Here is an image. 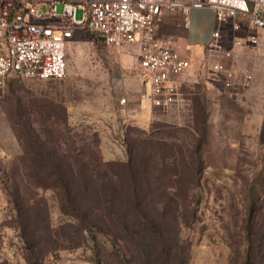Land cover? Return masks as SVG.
Segmentation results:
<instances>
[{
	"label": "rangeland",
	"instance_id": "374dc122",
	"mask_svg": "<svg viewBox=\"0 0 264 264\" xmlns=\"http://www.w3.org/2000/svg\"><path fill=\"white\" fill-rule=\"evenodd\" d=\"M244 36L227 28L190 59L169 109L143 98L132 52L88 29H74L64 79H13L0 94V264H264V34L233 43Z\"/></svg>",
	"mask_w": 264,
	"mask_h": 264
},
{
	"label": "built area",
	"instance_id": "2783aa9c",
	"mask_svg": "<svg viewBox=\"0 0 264 264\" xmlns=\"http://www.w3.org/2000/svg\"><path fill=\"white\" fill-rule=\"evenodd\" d=\"M41 3H47L49 10ZM59 3L64 4L62 15L57 11ZM196 6L213 9L221 25L247 16V24H232L234 33L245 35L234 38L235 45H256L264 33V0H0V94L10 78L64 79L67 46L77 26L88 27L109 46L132 52L138 60L143 98L154 108L174 107L184 101L179 79L191 61L173 37L159 36V28L166 13H181L185 25ZM76 7L83 10L81 22L76 20ZM221 40V31H215L209 49H217ZM230 57V51L223 52L224 59ZM213 69L228 71L230 81L234 76L222 61Z\"/></svg>",
	"mask_w": 264,
	"mask_h": 264
},
{
	"label": "crops",
	"instance_id": "0c3cea01",
	"mask_svg": "<svg viewBox=\"0 0 264 264\" xmlns=\"http://www.w3.org/2000/svg\"><path fill=\"white\" fill-rule=\"evenodd\" d=\"M182 1L193 2L195 0ZM182 19L181 13H166L162 24L170 27V31L174 33V36L171 37H173L176 46L179 48L181 54L189 59L195 58L196 54L200 53L203 49L209 48L215 31H221L223 37L225 29L230 28L232 30L233 23L240 22L247 24L248 22V17L241 15L230 21L227 25H221L216 21L215 11L209 7L202 6L193 7L190 10L185 25L181 24L180 21ZM178 28H182V31L180 32ZM137 86L143 89L138 79ZM146 102L149 103L147 100Z\"/></svg>",
	"mask_w": 264,
	"mask_h": 264
},
{
	"label": "trees",
	"instance_id": "16d2710c",
	"mask_svg": "<svg viewBox=\"0 0 264 264\" xmlns=\"http://www.w3.org/2000/svg\"><path fill=\"white\" fill-rule=\"evenodd\" d=\"M74 29H88L89 31H91L88 27H77V26H76V27H74ZM73 35H74V33H73ZM13 79H16V78H10L9 81H8V83H7V86L9 85V83H10ZM7 86H6V87H7ZM5 89H6V88H5ZM147 143H149V142H147ZM126 165H127L128 169H129V171H132L133 169H135L134 153H133L132 149H131L130 152H129V159H128ZM79 174L83 176V172L79 171Z\"/></svg>",
	"mask_w": 264,
	"mask_h": 264
}]
</instances>
